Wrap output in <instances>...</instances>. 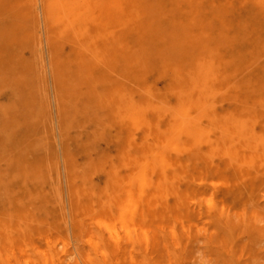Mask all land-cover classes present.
Wrapping results in <instances>:
<instances>
[{
    "label": "rangeland",
    "instance_id": "1",
    "mask_svg": "<svg viewBox=\"0 0 264 264\" xmlns=\"http://www.w3.org/2000/svg\"><path fill=\"white\" fill-rule=\"evenodd\" d=\"M135 2L88 40L0 0L2 264H264V0Z\"/></svg>",
    "mask_w": 264,
    "mask_h": 264
},
{
    "label": "bare ground",
    "instance_id": "2",
    "mask_svg": "<svg viewBox=\"0 0 264 264\" xmlns=\"http://www.w3.org/2000/svg\"><path fill=\"white\" fill-rule=\"evenodd\" d=\"M135 3H136L135 0H45V8H46L49 16L52 17L55 22H57L58 24H62V26H64L65 28H73L74 29L73 31L77 35H79L80 37H82V35H83L84 38L91 40L92 36L86 35V32H88V30H90V29H93L95 31L94 34L96 35V33L99 29L104 30L105 28L110 27L111 25L113 26L117 22H124V23H129V24L135 22L136 21L135 13H134ZM202 46H204V45H202ZM182 125H184V124H182ZM183 131H184V129H183ZM127 194H129V193H127ZM139 196H140V194H139ZM133 197L135 198V196H133ZM137 201H135V202L137 203ZM135 202H133V203H135ZM136 206L134 208V211H136ZM124 208L128 209L127 205ZM132 214H135V213H132ZM120 219L124 220L125 218L123 219V217L121 216ZM125 221H123L122 225H124ZM102 222L104 223L105 227L108 230H110L111 233H114V235L115 234L117 235L115 237H118L117 231L115 229H114V232L112 231L113 228L110 225V223H108V221H102ZM124 226L126 227V224ZM131 227H133V226H131ZM127 231H128V229H127ZM129 233H130V231H128L126 234L128 235ZM133 233L134 232L132 231L131 234H133ZM133 235H131V237ZM134 238H136V236ZM116 239H118V238H116ZM143 240L145 241L146 239L144 238ZM91 241H92V239H91ZM131 241H132V239H131ZM119 242L120 241H118V243ZM13 249H14V246H13ZM95 250H96V252H98V250L96 248H95ZM112 253L115 254V251H113ZM73 254H74V252H70L67 249H65V250L62 249L61 251H59L58 249L53 248L51 251L48 252V254L46 253L44 255V253H43V256H39L37 258V262L36 261L35 262H36V264H65V262L67 261L66 258L69 256H73ZM100 254L105 256L104 252H102ZM30 258L31 257H29V256L25 257L24 260L22 261V264H31ZM84 259H85L84 260L85 264H95L94 260L92 258H90L89 256H86ZM74 261H73L74 264H80L78 259H76ZM133 262H131L130 264H133ZM32 263L34 264L33 260H32ZM0 264H2V263L0 262ZM67 264H70V263H67Z\"/></svg>",
    "mask_w": 264,
    "mask_h": 264
}]
</instances>
